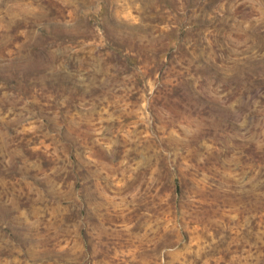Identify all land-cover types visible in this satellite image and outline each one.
I'll use <instances>...</instances> for the list:
<instances>
[{"label": "rangeland", "instance_id": "1", "mask_svg": "<svg viewBox=\"0 0 264 264\" xmlns=\"http://www.w3.org/2000/svg\"><path fill=\"white\" fill-rule=\"evenodd\" d=\"M0 264H264V0H0Z\"/></svg>", "mask_w": 264, "mask_h": 264}]
</instances>
